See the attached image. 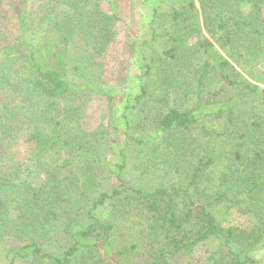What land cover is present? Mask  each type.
Returning <instances> with one entry per match:
<instances>
[{
  "label": "trees",
  "instance_id": "16d2710c",
  "mask_svg": "<svg viewBox=\"0 0 264 264\" xmlns=\"http://www.w3.org/2000/svg\"><path fill=\"white\" fill-rule=\"evenodd\" d=\"M12 1L0 0V5L14 6L15 20L10 30L0 22V164L9 161L24 173H19V179L18 175L17 179L0 178L3 264H128L130 258H134L133 264H175L182 256L193 258L209 243L213 247L203 250L204 256L195 264H260L251 252L257 246L264 248V214L248 231L237 232L217 223L212 202L193 200L191 191L199 176L213 164L210 156H197L187 171H176L175 182L148 190L127 182L121 151L109 166L106 186L71 173L69 166L76 160H62L59 155L67 153L69 143L61 120L51 123L61 114L57 104L65 103L75 90L74 79L85 81L95 58L113 40L116 16L102 12L99 0H41L38 10L28 8L33 0L9 4ZM151 1L156 3L153 9L148 7L153 36H166L172 43L159 55L160 63L168 66L164 73H169L161 84L171 86L184 78L193 83L196 95L193 104L181 108L165 98L161 109L156 106L154 117L147 108L153 102L145 84L139 82L138 92L125 103L120 122L128 129L134 111L140 110L144 118L152 117L153 131L140 139L129 135L127 141L170 144L191 134L206 115L225 120L231 128L237 124V116L241 120L233 99L228 97L223 103L213 99L207 107L203 96L216 81L231 91L241 90L260 111L252 110L247 127L238 132L239 147L232 150L234 169H239L234 183L250 184L236 197L253 203L262 199L264 208V89L260 87L264 71L249 83L237 78L231 65L246 73L264 68V0H196L201 22L194 0ZM165 23L170 24L168 30L156 33ZM146 62L140 57L139 71L144 74L150 70ZM207 108L213 111L203 113ZM227 134L226 130L218 133L210 145L225 147L222 143ZM18 139L25 144L32 166L45 170L47 181L36 183L26 160L17 159L14 145ZM46 161L57 167L47 170ZM220 166V173L228 172L223 162ZM59 222L69 242L55 253L36 238L58 229ZM132 222L139 230L129 235L133 240H125Z\"/></svg>",
  "mask_w": 264,
  "mask_h": 264
},
{
  "label": "rangeland",
  "instance_id": "374dc122",
  "mask_svg": "<svg viewBox=\"0 0 264 264\" xmlns=\"http://www.w3.org/2000/svg\"><path fill=\"white\" fill-rule=\"evenodd\" d=\"M194 2L197 6L198 21L201 22L197 1L194 0ZM153 3L151 0H99L98 5L102 12L116 16V20L113 22L116 27V35L104 52L95 58L93 70L87 71L86 80L75 78L73 81L75 90L69 94L65 103L57 104L61 114L60 117H53L51 125L55 120H61L64 137L69 142L67 143V153H59L60 158L76 160L69 166L71 173L74 172L81 178L90 177L106 186L107 179L109 181L108 174L111 175L109 166L113 165L117 152L121 151L126 163L123 176L127 182L148 190L162 183L175 182L176 171H187L185 168L193 164L197 160V156H210L213 164L207 166L199 176L196 189L191 191L193 200L200 203L212 202V211L219 225L237 230V232L248 231L250 226L257 224L260 216L264 214L263 200L258 199L253 203L247 198L242 200L236 197L237 193L247 191L250 184L248 181L239 186L236 182L234 183L239 169H234L232 150L239 147L238 132H243L247 127L252 110H259L250 96H246L241 90L231 91L223 83L216 81L204 93L205 105L208 107V102L213 99L223 103L227 101L228 97H231L236 110H238L237 113L241 114V120L237 116L235 126L227 128L225 120L217 121L206 115L200 119L191 134L187 133L170 144L156 141L140 145L127 141L129 135L140 139L153 131L152 117L144 118L140 110L134 111L131 116L132 123L128 129L120 122L125 103L129 95L138 92L139 82L145 84L147 96L153 102V105L150 108L147 106V108L154 117L156 106L157 110L161 109L165 105L163 102L165 98H169V100L171 98L176 102L174 106L181 108L193 104L196 95L193 83H187L184 78L180 79L178 84L174 80L171 86L161 84V78L169 73H164L168 66L160 63L159 55L162 56L163 50L170 47L172 43L166 36H164L165 38L153 36L154 32L150 28L151 10L148 9V7L153 9L156 4L153 5ZM9 4L15 5L16 0ZM13 7L8 4L0 5V22L7 30H10L9 28L15 21L12 18ZM40 7L41 0L28 2L29 9L38 10ZM168 25L170 24L165 23L161 27L163 31L157 29L156 33L167 31ZM215 48L227 60L226 55L217 46ZM140 57L145 58L147 64L150 63V70L145 71V74L143 71H139ZM231 65L238 73L237 78L249 83H254V76H260L264 71V68L259 66L246 73L232 62ZM260 87L264 89V85H260ZM168 90L170 94H166ZM259 103L262 105L261 102ZM209 111H213V109H203L202 112ZM261 115L264 114L261 113ZM258 118L260 117L257 114ZM142 123L145 125L144 128ZM51 125L46 130H50ZM223 130L229 131L222 143L225 147L210 145L213 141L212 138L217 139L216 135ZM198 144H202L200 149ZM24 145L21 139L16 141L14 148L19 154L17 159L26 160L25 165L30 166L34 171L32 174L36 183L41 184L43 181H47L45 170L38 166L37 168L33 167L32 162L27 160L28 154H26ZM76 155L80 157L77 158ZM222 162L228 169V172L224 174L218 171L222 168L220 166ZM60 164L61 161L58 166ZM43 166L47 170L57 167L55 163L51 164L49 161H46ZM19 170L20 172H18ZM0 172V178L5 180L17 179V175L19 179V173H24L23 168H14L9 161L0 164ZM62 226V222L57 223L58 229H51L43 237H37V242L43 244V247L48 251L59 253L69 242L68 238L62 234ZM128 226L131 228L126 229L125 240L127 238L133 240L129 235H136L139 226H134L133 222ZM212 247V243L202 246L193 258L188 259L182 256L175 264H195L204 256L203 250ZM256 249L255 252H251L252 258L260 264H264V248L257 246ZM134 262V258H130L128 264ZM0 264H3L1 252Z\"/></svg>",
  "mask_w": 264,
  "mask_h": 264
}]
</instances>
